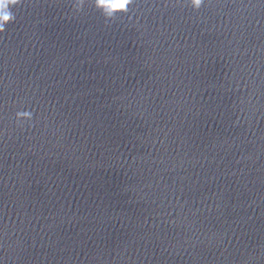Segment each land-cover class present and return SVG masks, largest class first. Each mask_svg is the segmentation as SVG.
Returning <instances> with one entry per match:
<instances>
[{
    "label": "clouds",
    "instance_id": "obj_1",
    "mask_svg": "<svg viewBox=\"0 0 264 264\" xmlns=\"http://www.w3.org/2000/svg\"><path fill=\"white\" fill-rule=\"evenodd\" d=\"M20 0H0V32L5 31V26L15 20L14 12L9 7L17 5ZM133 0H95V7L99 9L106 18H113L119 12H127ZM204 0H190V6L198 10ZM18 116H30L28 112L18 113Z\"/></svg>",
    "mask_w": 264,
    "mask_h": 264
}]
</instances>
